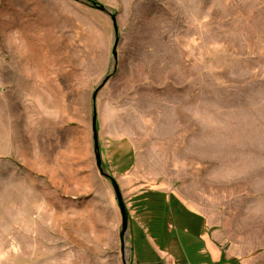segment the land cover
<instances>
[{
    "label": "rangeland",
    "instance_id": "rangeland-1",
    "mask_svg": "<svg viewBox=\"0 0 264 264\" xmlns=\"http://www.w3.org/2000/svg\"><path fill=\"white\" fill-rule=\"evenodd\" d=\"M99 1L120 27L97 102L106 170L264 261V0ZM114 39L84 2L0 0V264H122L92 132Z\"/></svg>",
    "mask_w": 264,
    "mask_h": 264
},
{
    "label": "crops",
    "instance_id": "crops-1",
    "mask_svg": "<svg viewBox=\"0 0 264 264\" xmlns=\"http://www.w3.org/2000/svg\"><path fill=\"white\" fill-rule=\"evenodd\" d=\"M118 181L130 213L128 241L133 248V264H264L261 255L255 256L253 261L230 257L221 245L212 243L204 232L201 233L205 231L204 227L198 231L196 211L190 207L183 210L174 203L168 205L165 198L159 202L160 193H164L168 201L172 200L168 191L124 186L121 180ZM133 184L140 183L135 181ZM97 209L100 212L102 208L99 205ZM111 212L119 228L120 243L122 218L118 201ZM177 213L186 223L179 221ZM121 259L123 264L122 253Z\"/></svg>",
    "mask_w": 264,
    "mask_h": 264
},
{
    "label": "water",
    "instance_id": "water-1",
    "mask_svg": "<svg viewBox=\"0 0 264 264\" xmlns=\"http://www.w3.org/2000/svg\"><path fill=\"white\" fill-rule=\"evenodd\" d=\"M84 2L90 6H92L95 9H98L100 11H103L105 13H108L111 16L113 27H114V33H115V39L114 44L112 48V58L115 62V67L113 69V72L108 73L104 79L101 81V83L96 87V89L93 92L92 95V132H93V140H94V153L96 157V164L97 167L103 177H105L111 186L114 189L119 209L121 212V228H120V243H121V253L123 258V264H133L132 262V254H133V248L130 246L128 241L129 236V228H130V213L121 189V186L119 184L118 179L108 172L105 168L103 157H102V151H101V144H100V135H99V113H98V95L100 91L103 89V87L106 85V83L109 81V79L115 74L117 71V63L119 60L118 55V46L120 42V27L117 20V14L112 12L104 3H102L99 0H76Z\"/></svg>",
    "mask_w": 264,
    "mask_h": 264
},
{
    "label": "built area",
    "instance_id": "built-area-1",
    "mask_svg": "<svg viewBox=\"0 0 264 264\" xmlns=\"http://www.w3.org/2000/svg\"><path fill=\"white\" fill-rule=\"evenodd\" d=\"M171 264H176L175 262L171 263Z\"/></svg>",
    "mask_w": 264,
    "mask_h": 264
}]
</instances>
